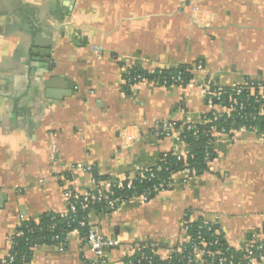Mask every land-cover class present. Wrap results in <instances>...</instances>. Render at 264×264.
Wrapping results in <instances>:
<instances>
[{"label":"crops","instance_id":"crops-1","mask_svg":"<svg viewBox=\"0 0 264 264\" xmlns=\"http://www.w3.org/2000/svg\"><path fill=\"white\" fill-rule=\"evenodd\" d=\"M180 65L193 67L185 85L125 80L135 66ZM248 78L264 80V0H0V258L22 222L67 213L66 188L87 194L99 176H136L171 150L186 156L184 125L210 110L205 81ZM167 121L180 127L157 137ZM214 138L209 171L175 174L150 201L89 212V226L120 247L98 258L74 230L28 264H124L147 241L168 257L188 240L186 211L240 249L264 226V134Z\"/></svg>","mask_w":264,"mask_h":264},{"label":"trees","instance_id":"trees-1","mask_svg":"<svg viewBox=\"0 0 264 264\" xmlns=\"http://www.w3.org/2000/svg\"><path fill=\"white\" fill-rule=\"evenodd\" d=\"M191 65H180L177 68H163L148 71L145 68L135 66L125 74L127 77H134L141 74L147 80L161 78L160 84H187L193 77ZM181 77V80L178 78ZM167 79L168 82H164ZM249 83L257 86L256 93H249L242 89L237 92L234 87H218L212 85L220 93L224 103L230 107L229 96H233L239 103H244V112L241 116L238 108L227 113L217 109L209 110L203 114L200 122L184 125L183 140L186 141L190 150L186 156H179L175 151H167L161 154L158 167H148L140 171L132 179L131 186L128 180L124 181L122 187H114L111 198H118L119 202L133 197L144 196L147 201L153 199L161 190L171 189L173 175L186 169H195L197 175L209 171V164L216 157L214 150V135L211 129L217 131L224 130L232 135L234 131L246 128L259 134H264V111L259 113V109L264 106V80L248 78ZM131 84L128 83V85ZM218 102L217 98H214ZM207 103V99H206ZM190 127V128H189ZM209 156L207 157V154ZM97 180L112 179L107 176H99ZM106 211L109 208L104 201L89 204L88 208L80 206L75 211L67 210L66 214L55 212L45 213L39 221L26 220L18 227L16 234L12 237L13 245L11 255L14 257L11 264H28L32 260L34 249L52 243H64L74 230H79L82 235H86L88 226H82L80 221L86 219L91 210ZM192 213L186 211L183 223L186 227V234L189 239L178 244L168 257H163L158 253L152 241L142 244L138 250L126 260H131L133 264H220L219 258L224 257L233 260V264H251V260L246 259V245L240 249L231 246L217 222L206 219L204 216L192 218ZM264 233V226L261 230ZM58 236V238H56ZM251 235L249 239H251ZM256 259H260L261 253L253 248ZM204 251L203 258L197 253ZM208 251H220L215 256L210 257ZM251 257V258H252ZM202 259H204L202 261ZM225 264H229L225 262Z\"/></svg>","mask_w":264,"mask_h":264},{"label":"built area","instance_id":"built-area-1","mask_svg":"<svg viewBox=\"0 0 264 264\" xmlns=\"http://www.w3.org/2000/svg\"><path fill=\"white\" fill-rule=\"evenodd\" d=\"M198 68H202V64H198ZM129 72V69L127 70L126 74ZM125 80L127 83H130L132 85H136L142 81H146L147 79L143 77L141 74H137L134 77H125ZM178 80H181V77L178 78ZM154 82L160 83L161 78H156L153 79ZM164 82H168L167 79H164ZM205 88H206V99H207V105L209 106L210 110L217 109L218 106H221L224 111L222 112H231L234 109L239 110V113L241 116L243 114L246 115L244 112V103L243 102H238L232 95L229 96V103L230 107L227 105H224L220 93L216 91V89H212L211 86H220L218 83H215L211 79H207L205 81ZM237 89V92H241L242 89L246 90L249 95H254L256 93L257 86L254 83H249L247 80L244 81L243 83L236 84L232 86ZM217 98L219 100L218 102L214 101V98ZM218 110V109H217ZM264 111V106L259 109V113H263ZM180 127L179 123L175 121H167L163 122L160 124H157L154 134L157 137H164V136H169L176 128ZM190 128V127H189ZM185 130V128H184ZM216 132H224V130L217 131L216 129H211V133L214 135ZM180 156V155H179ZM209 156V153L207 154V157ZM177 173H182L184 177V181H187L190 177L197 175V172L195 169H186L184 171H180ZM176 173V174H177ZM175 175V174H174ZM173 175V176H174ZM136 177H125L123 179H118V178H112V179H107V180H97L94 178L93 180V189L87 193V194H80L75 191L71 187L66 188L65 190V196L67 198V204H68V209L75 211L78 206H80L83 209L88 208L89 204L96 203V202H101L104 201L106 203V206L109 209H115L117 208L122 202H119L118 198H111L110 196L114 193L113 188L114 187H122L124 185V181L128 180V185L131 186L132 184V179ZM173 186V183L171 184V187ZM163 191V190H161ZM139 197H144V196H139ZM145 198V197H144ZM146 199V198H145ZM80 224L82 226H88V231L86 233V240L88 246L91 248V250L94 252L95 256L100 258L103 257L105 252L110 249V248H117L121 246V241L117 238H113L111 236H107L103 234L100 230L97 229V227L89 226L87 218L83 219L80 221ZM183 229L186 232V227L183 223ZM262 232V231H261ZM251 239H249L246 247V259L251 260V264L255 262L256 257H252L254 255V250L253 248L255 247L259 251H264V233L262 232L259 234L258 232L254 233L251 235ZM260 236H263V238H259ZM58 238V236L56 237ZM189 239V237H188ZM11 243L13 245V240H11ZM11 245V248H12ZM217 253H220V251H208V255L210 257L215 256ZM204 251H200L197 253L198 257L203 258ZM264 256V252L261 253L260 259ZM252 257V258H251ZM14 257L9 253L6 257L0 258V264H11L13 261ZM204 259H202L203 261ZM225 262H228L229 264H233V260L227 259L224 257L219 258V263L220 264H225ZM124 264H133L131 260H126Z\"/></svg>","mask_w":264,"mask_h":264},{"label":"water","instance_id":"water-1","mask_svg":"<svg viewBox=\"0 0 264 264\" xmlns=\"http://www.w3.org/2000/svg\"><path fill=\"white\" fill-rule=\"evenodd\" d=\"M97 173H95V175H96Z\"/></svg>","mask_w":264,"mask_h":264}]
</instances>
